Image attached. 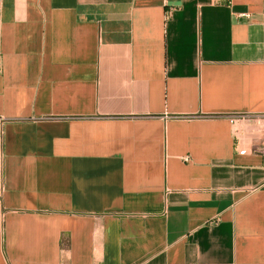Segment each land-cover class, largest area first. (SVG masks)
I'll return each mask as SVG.
<instances>
[{
    "label": "crops",
    "instance_id": "obj_1",
    "mask_svg": "<svg viewBox=\"0 0 264 264\" xmlns=\"http://www.w3.org/2000/svg\"><path fill=\"white\" fill-rule=\"evenodd\" d=\"M263 117L264 0H0V264H264Z\"/></svg>",
    "mask_w": 264,
    "mask_h": 264
},
{
    "label": "built area",
    "instance_id": "obj_2",
    "mask_svg": "<svg viewBox=\"0 0 264 264\" xmlns=\"http://www.w3.org/2000/svg\"><path fill=\"white\" fill-rule=\"evenodd\" d=\"M242 118H244V116H240V119H242ZM238 119H239V117L233 118V122L235 123ZM0 122L2 123L3 122V119H0ZM260 130H263L264 131V128H260ZM260 132H262V131H260ZM262 152L264 153V145L262 146Z\"/></svg>",
    "mask_w": 264,
    "mask_h": 264
},
{
    "label": "rangeland",
    "instance_id": "obj_3",
    "mask_svg": "<svg viewBox=\"0 0 264 264\" xmlns=\"http://www.w3.org/2000/svg\"><path fill=\"white\" fill-rule=\"evenodd\" d=\"M260 131H262V132H260V135H262V134H264V131L263 130H260ZM263 136V135H262ZM264 137V136H263Z\"/></svg>",
    "mask_w": 264,
    "mask_h": 264
}]
</instances>
